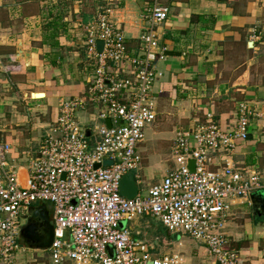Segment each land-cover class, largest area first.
<instances>
[{
	"label": "crops",
	"instance_id": "crops-1",
	"mask_svg": "<svg viewBox=\"0 0 264 264\" xmlns=\"http://www.w3.org/2000/svg\"><path fill=\"white\" fill-rule=\"evenodd\" d=\"M152 1L0 0L1 139L12 148L9 163L18 169L23 184L41 137L58 118L59 103L85 94L92 72L83 46L85 27L108 9L127 54L139 56ZM158 1L168 16L155 27L165 56L154 65L157 77L151 91L156 116L144 130L137 148L139 169L125 178V189L134 182L135 196H143L173 169L171 148L178 132L204 124L207 114L224 128L244 102L255 117L248 126V139L238 143L232 161L236 167L258 172L263 188L253 193L263 200L264 0ZM97 112L96 107L76 112V122L91 145L93 128L100 124ZM250 195L248 201L233 202L225 224L229 248L238 255L236 264H264V209L254 207ZM40 205L28 208L22 225L35 213L39 228L41 223L45 228L38 230L40 239L46 241L39 239L31 247L19 237L25 249L17 252V264H48L36 253L50 245L52 233L45 230L52 228V210L44 204L48 213L44 223L40 212H34ZM125 223L121 228L143 243L152 258L177 256L180 264H219L203 243L169 232L150 216Z\"/></svg>",
	"mask_w": 264,
	"mask_h": 264
},
{
	"label": "built area",
	"instance_id": "built-area-1",
	"mask_svg": "<svg viewBox=\"0 0 264 264\" xmlns=\"http://www.w3.org/2000/svg\"><path fill=\"white\" fill-rule=\"evenodd\" d=\"M167 16L168 9L153 0L139 56L127 54L108 9L85 27L83 46L92 67L85 94L59 103L58 118L41 137L24 184L9 163L12 148L1 139L0 127V264H17L16 254L24 248L19 244L22 217L33 204L51 206L52 264H180L177 256L152 258L143 243L119 227L140 216L203 243L219 264L237 263L225 232L230 207L263 188L257 171L232 161L255 117L246 103L238 104L234 121L224 128L207 114L204 124L178 132L171 148L173 169L143 196L126 198L119 192L122 178L138 171L137 148L155 120L154 65L165 57L155 27ZM97 41L103 43L101 52ZM88 107L98 109L100 121L92 145L76 122V112ZM106 119L110 127L101 123ZM105 160L111 165L103 166Z\"/></svg>",
	"mask_w": 264,
	"mask_h": 264
},
{
	"label": "water",
	"instance_id": "water-1",
	"mask_svg": "<svg viewBox=\"0 0 264 264\" xmlns=\"http://www.w3.org/2000/svg\"><path fill=\"white\" fill-rule=\"evenodd\" d=\"M102 47H103V43L100 42V41H97L96 42V48L98 50V52H101L102 50ZM33 95V94H32ZM37 95V94H35ZM107 127H109L110 125V122L108 120H106L104 122ZM111 161H103L102 162V165L103 166H108V165H111ZM99 165L96 164L94 166V168H98ZM188 168L189 170H192L193 169V162L192 161H189L188 162ZM132 173H128L126 176H124L122 178V180L120 181V186H119V192L121 195L125 196L126 198H133L135 197L136 195V187H135V184L134 182H132V188L129 189V188H126L125 189V178L128 177L129 175H131ZM264 193V192H262ZM261 193V195H262ZM252 195H250V197L252 198L253 200V206L263 210L264 209V199H260L259 197H255V193H251ZM34 209V208H32ZM34 212H40V216L43 219V222L46 223L48 222V213L46 211V208H45V205L44 204H41L40 206H38L37 208H35V211ZM38 218L36 217L35 213L31 214L30 217L28 219H26V222L25 224H23L21 227H20V230H19V237L23 239L24 243L28 246H34L35 243L39 242V239L41 237V235L39 234V221L37 220ZM46 221V222H45ZM121 227H123V223L120 225ZM34 244V245H33Z\"/></svg>",
	"mask_w": 264,
	"mask_h": 264
},
{
	"label": "rangeland",
	"instance_id": "rangeland-1",
	"mask_svg": "<svg viewBox=\"0 0 264 264\" xmlns=\"http://www.w3.org/2000/svg\"><path fill=\"white\" fill-rule=\"evenodd\" d=\"M262 52H264L263 50H262ZM261 54H263V53H261ZM263 57H264V55H263ZM259 61V60H258ZM263 61V60H262ZM263 63H264V61H263ZM263 66H264V64H263ZM93 125V123L92 124H90L89 126H92ZM139 152L141 153V151L139 150ZM155 181H157L158 179H159V174L158 173H156L155 174ZM149 184V183H148ZM33 205H38V204H33ZM48 207H50V205L49 204H46ZM127 224V222L125 223V225ZM120 225H121V223H120ZM119 225V227H121ZM128 225H130L131 226V223L130 224H128ZM226 232V231H225ZM109 249V248H108ZM111 252L112 251H108V253L109 254H111ZM36 255L38 256V257H40L44 262H47L48 264H50L51 263V260H50V258H49V252H48V249H42V250H40L38 253H36ZM52 264V263H51Z\"/></svg>",
	"mask_w": 264,
	"mask_h": 264
},
{
	"label": "flooded vegetation",
	"instance_id": "flooded-vegetation-1",
	"mask_svg": "<svg viewBox=\"0 0 264 264\" xmlns=\"http://www.w3.org/2000/svg\"><path fill=\"white\" fill-rule=\"evenodd\" d=\"M43 226H44V224L41 223L39 230H44L45 228H44ZM45 231L47 232V234H49L50 232L52 233V228H51V227H50V228H47ZM51 240H52V239H51ZM51 240H50V241H51ZM40 241H41V242H45L46 240H44V238H43V240L40 239Z\"/></svg>",
	"mask_w": 264,
	"mask_h": 264
}]
</instances>
